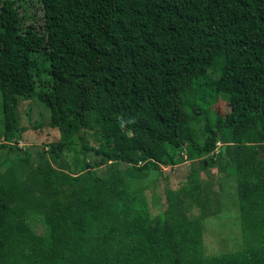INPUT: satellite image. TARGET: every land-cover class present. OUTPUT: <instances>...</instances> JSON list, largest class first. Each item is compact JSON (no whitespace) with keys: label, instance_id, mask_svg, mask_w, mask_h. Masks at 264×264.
I'll use <instances>...</instances> for the list:
<instances>
[{"label":"trees","instance_id":"1","mask_svg":"<svg viewBox=\"0 0 264 264\" xmlns=\"http://www.w3.org/2000/svg\"><path fill=\"white\" fill-rule=\"evenodd\" d=\"M0 92V147L21 149L24 100L60 134L0 162V264H264V0H0ZM210 168L234 180L242 229L215 254Z\"/></svg>","mask_w":264,"mask_h":264},{"label":"rangeland","instance_id":"2","mask_svg":"<svg viewBox=\"0 0 264 264\" xmlns=\"http://www.w3.org/2000/svg\"><path fill=\"white\" fill-rule=\"evenodd\" d=\"M32 10H35V7ZM37 13L39 14L40 12L37 10ZM6 104V97L0 92V144L3 142L2 133L4 127L14 124ZM228 109V102L224 99H219L212 108L207 110L209 121H214L215 113L224 114ZM17 115L19 126L26 128L19 142L21 149L10 152L6 147H0V162L11 159L14 154L15 159H21L27 148L30 149L35 160L38 151L42 150V148L46 149L48 143L59 138V131L47 125L49 110L38 101L33 99L21 101ZM37 123H42V125L37 126ZM73 159L72 151H64L60 167L69 173L77 172ZM188 165L189 162L187 161L165 168V172L169 174L167 182L171 186H177L179 180L186 175ZM10 168L15 169L14 166H10ZM201 175L204 183L203 246L205 253H223L241 248L242 229L234 180L229 177H222L216 168L204 170ZM164 182L165 180L159 178L155 188L150 186L146 191L153 213L159 210L157 205L152 202V193L156 194L155 191L160 193Z\"/></svg>","mask_w":264,"mask_h":264}]
</instances>
